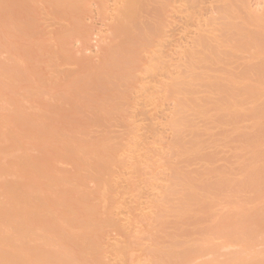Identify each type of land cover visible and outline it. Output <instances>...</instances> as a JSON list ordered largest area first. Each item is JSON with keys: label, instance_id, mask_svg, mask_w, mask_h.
Segmentation results:
<instances>
[{"label": "rangeland", "instance_id": "obj_1", "mask_svg": "<svg viewBox=\"0 0 264 264\" xmlns=\"http://www.w3.org/2000/svg\"><path fill=\"white\" fill-rule=\"evenodd\" d=\"M123 6L0 0V264H264V0Z\"/></svg>", "mask_w": 264, "mask_h": 264}, {"label": "bare ground", "instance_id": "obj_2", "mask_svg": "<svg viewBox=\"0 0 264 264\" xmlns=\"http://www.w3.org/2000/svg\"><path fill=\"white\" fill-rule=\"evenodd\" d=\"M148 1L149 0H124V8H123V15H122V22H121V24H120V26H119V28H118V31L121 33V34H123V33H126V32H128V31H130L131 29H132V25H134L135 23H137V21L139 22L140 21V19L141 20H143V19H145L147 16H146V14H144L145 12H146V9L145 8H147V6H148ZM144 10H145V12H144ZM144 12V13H143ZM145 16V18H143L144 16ZM143 18V19H142ZM207 40L208 39H206L205 41H203V42H201V44H200V46L202 47V49H201V55H202V60L204 61V62H210L211 60H212V58H211V53L212 54H214L215 55V57L217 56L215 53H213L212 52V49H210L211 48V42H207ZM210 41V40H209ZM203 48H205V50L203 49ZM193 57H195V56H193ZM192 57V58H193ZM192 61H193V59H192ZM191 61V63H190V68L189 69H191L192 71L193 70H195L196 69V67L195 66H197L196 65V63H197V61H195V58H194V61L192 62ZM219 61V60H218ZM190 70V71H191ZM191 71V72H192ZM194 72V71H193ZM245 80H247V79H245ZM185 103V102H184ZM183 102L181 103V108H183V109H186V108H188L187 107V105H185ZM183 104V105H182ZM187 104V103H186ZM182 106H184V107H182ZM182 112H185V110H183ZM180 115H186V113L185 114H179V117H181ZM187 116V115H186ZM187 117H185V119H183L184 121L185 120H189V119H186ZM180 119V121H179V123H178V121H177V124H181V118H179ZM178 119V120H179ZM189 122V121H188ZM185 123V122H184ZM191 123V122H190ZM182 125V124H181ZM185 125H183L182 127H184ZM180 127V126H179ZM181 128V127H180Z\"/></svg>", "mask_w": 264, "mask_h": 264}]
</instances>
